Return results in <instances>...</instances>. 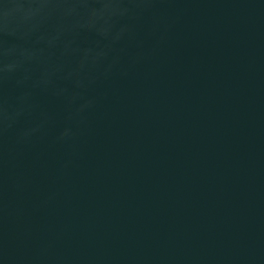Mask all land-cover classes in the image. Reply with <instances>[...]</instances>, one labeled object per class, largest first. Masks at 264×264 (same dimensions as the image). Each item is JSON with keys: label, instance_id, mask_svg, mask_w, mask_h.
<instances>
[{"label": "water", "instance_id": "1", "mask_svg": "<svg viewBox=\"0 0 264 264\" xmlns=\"http://www.w3.org/2000/svg\"><path fill=\"white\" fill-rule=\"evenodd\" d=\"M0 264H264V0H0Z\"/></svg>", "mask_w": 264, "mask_h": 264}]
</instances>
